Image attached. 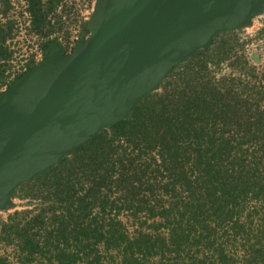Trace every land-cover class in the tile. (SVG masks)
<instances>
[{"label":"trees","instance_id":"obj_1","mask_svg":"<svg viewBox=\"0 0 264 264\" xmlns=\"http://www.w3.org/2000/svg\"><path fill=\"white\" fill-rule=\"evenodd\" d=\"M30 7L38 25L46 5ZM235 31L218 33L128 117L19 186L39 206L17 209L4 230L17 232L28 259L40 251L61 264H264V61L236 46ZM8 34L0 24V40Z\"/></svg>","mask_w":264,"mask_h":264},{"label":"water","instance_id":"obj_2","mask_svg":"<svg viewBox=\"0 0 264 264\" xmlns=\"http://www.w3.org/2000/svg\"><path fill=\"white\" fill-rule=\"evenodd\" d=\"M264 0H96L90 33L0 93V208L15 190L128 117L215 36L251 25Z\"/></svg>","mask_w":264,"mask_h":264},{"label":"built area","instance_id":"obj_3","mask_svg":"<svg viewBox=\"0 0 264 264\" xmlns=\"http://www.w3.org/2000/svg\"><path fill=\"white\" fill-rule=\"evenodd\" d=\"M3 2L0 0V24L9 27V34L0 40V93L44 58L46 44L56 42L65 53L72 52L77 43L90 33L87 25L96 0H56L48 7V0H42L46 9L44 19L38 25L34 22L30 0H5V5H10L8 10L1 9ZM16 208L17 202L13 208H0V258L4 264H61L56 258H50V253L40 251L28 259V251L23 248L17 232L6 235L4 227L13 222L11 217ZM34 231L45 248V228L36 227Z\"/></svg>","mask_w":264,"mask_h":264},{"label":"rangeland","instance_id":"obj_4","mask_svg":"<svg viewBox=\"0 0 264 264\" xmlns=\"http://www.w3.org/2000/svg\"><path fill=\"white\" fill-rule=\"evenodd\" d=\"M13 1L17 2L18 0ZM9 7L5 5L4 0L1 9L8 10ZM235 36L239 42L236 45L238 48L243 47L249 56L252 54H257L259 55V58L264 61V10L253 18V23L251 25H244L236 28ZM224 66L225 67L222 71H228L229 64H224ZM22 193L25 192L19 187L18 191L13 196L14 200L17 202L16 209L27 208L30 210L29 214L35 213L39 206L38 200L40 199L32 198L33 196L30 197V195L22 197ZM12 210L14 211L15 209ZM127 226V228L132 229L134 225L133 223L129 222ZM5 233L7 236L10 235V233L6 230Z\"/></svg>","mask_w":264,"mask_h":264}]
</instances>
